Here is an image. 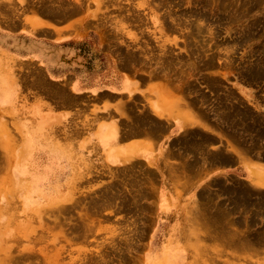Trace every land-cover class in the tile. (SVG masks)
I'll list each match as a JSON object with an SVG mask.
<instances>
[{
    "label": "rangeland",
    "instance_id": "rangeland-1",
    "mask_svg": "<svg viewBox=\"0 0 264 264\" xmlns=\"http://www.w3.org/2000/svg\"><path fill=\"white\" fill-rule=\"evenodd\" d=\"M0 53L17 79L0 97V264H264V0H0ZM162 85L180 107L154 110ZM104 108L161 119L162 162L112 165L85 141ZM28 137L31 208L33 173L5 158Z\"/></svg>",
    "mask_w": 264,
    "mask_h": 264
},
{
    "label": "bare ground",
    "instance_id": "bare-ground-1",
    "mask_svg": "<svg viewBox=\"0 0 264 264\" xmlns=\"http://www.w3.org/2000/svg\"><path fill=\"white\" fill-rule=\"evenodd\" d=\"M5 57H7V56H5L4 54L0 53V97L3 98V99L4 98H8V96H7L8 92H6V90H9V89L10 90H12V89L14 90V87H17V79L15 77V66L14 65H6V64H4L3 62H5L4 61ZM122 84H123V86L125 88H128L127 87V85L129 84L128 82H125L124 83V81H123ZM158 88H159V90L161 92L162 100L160 98L159 103H157L156 106L153 105L154 106V110L156 112L161 113L162 111H164L166 109L167 110H171V108H172V106L174 104L176 106H178V107L181 106V104H179V102H178V99H177V101L175 100V96L173 95L172 92L169 91V88H165L163 85L160 86V87H158ZM15 92H16V90H15ZM167 115H171V114L168 113ZM115 116L116 115L113 114L112 111H109L107 115L106 114H102L101 115V117H110V118H114ZM154 116H153V113L151 115L149 113V111H147V112L145 111L142 114H140V113L139 114H135L132 117L131 116H128V118H126V119L123 117L124 119L122 118V120H123L124 124H129L130 125V126L128 125L129 127H127V128H128V133H130L132 136H134V135L135 136L136 135H138V136H151V135L157 134V132L160 129H162L161 128V124L162 123L160 122L161 119H159L160 121H158V119L156 120L155 119L156 117H154ZM229 116H230V114H229ZM179 121L180 122L181 121L183 122V121H185V119L182 118ZM121 124H123V123H121ZM124 124H123V126H124ZM118 126H119L118 125V121H115L114 120V122L112 124V130H113L112 135H113V137H114L115 133L118 134V132H119ZM125 130H127V129H125ZM121 132H123V131L121 130ZM130 134H128V135H130ZM23 144L24 145L18 151H10L9 153L7 152V154H5V158H6V160H7L8 163L10 162L8 164V166L10 164H15L14 167L16 168V166H18L17 169L20 172H22V173L32 172L33 173L32 181H31V179L30 180H25V184L22 183L20 185V187H22L23 189H26V192H25L26 194H25L24 198H26L25 202H26L27 206H29V203L31 204L33 202V200H34V194H36L35 192H39V191L42 190V189H40V188H38L36 186V182L37 181L39 182L42 179L39 176L40 171L36 170V168H35L36 160L33 157L34 155H33V152H32L33 147H34V144H35L34 138L33 137H28V139H26ZM188 144H186V145H188ZM190 145L191 144H189V147H192ZM183 147L185 148L186 146H183ZM125 156H127V155L126 154H123L122 155V157H125ZM216 158L218 160H221V156L220 155H218V157H216ZM223 160H224V158H223ZM230 160H231V157L228 156L227 157V161H230ZM26 177L30 178V175L29 176H26ZM16 181L18 182V180H16ZM3 185L5 186V184H3ZM232 187L233 186H230V185H227V186L224 187V189L228 193V195L234 196L237 201H238V198H243V202H248V200L246 199L248 197V194H246L244 192L246 189H244L243 186H239L238 187V188L241 189L240 192L238 191L237 188L234 189ZM0 189H2V188H0ZM242 191H243V193H242ZM42 196L45 198L44 200L52 201L54 199L53 198L54 195L52 193L49 196L47 195V193L46 194H42ZM9 200H11V199H9ZM11 201H13V200H11ZM35 203H37V201H35L33 203V205ZM234 203H235V206L236 207H237V204L239 206H244V207H246L245 205H248V204L239 203V202H236V201H234ZM248 203H251L252 204L253 201H249ZM258 203L264 205V201H262V202L259 201ZM224 211H225L226 214H228L230 212L232 213L234 210L228 209L226 211L224 209ZM236 219H237L236 221H241L242 220L240 218H236ZM9 221H10V219H9ZM9 221H8V223H9ZM250 221H251V223H254L255 220L254 219H250ZM4 232L7 234V232L5 230H4Z\"/></svg>",
    "mask_w": 264,
    "mask_h": 264
},
{
    "label": "crops",
    "instance_id": "crops-1",
    "mask_svg": "<svg viewBox=\"0 0 264 264\" xmlns=\"http://www.w3.org/2000/svg\"><path fill=\"white\" fill-rule=\"evenodd\" d=\"M101 95L103 96V98H105L106 96V94L100 93V96ZM109 96H112V99L119 98V95L116 92L109 93ZM122 103L124 102H121L120 104ZM60 105H63V104H61L60 102L59 104L58 103L53 104L54 106L53 112H55L56 116L58 117L61 116L60 119L68 117L69 115L68 113L64 114V112L63 113L60 112V108L58 107L55 108L56 106H60ZM48 110H49L48 108L46 109L44 108V111H48ZM107 110H109V108H106V109L104 108L102 109L101 112H97L95 116L98 122L97 129L94 132H90L91 136L89 135L84 140L91 142L92 146L98 149L99 152H101L103 156H106L107 161L111 163L112 165H124L127 163H131L133 161H136V160H146L150 165H159V163L162 162V158H164L165 155L167 154L166 147H167L168 139L165 138V139L158 140V138L156 139L151 138L149 140L147 136H138V135L132 136L130 133H128V128H127L130 125L124 124L122 120L124 116L122 117L121 115L120 116L117 115L114 118H99V115L104 114L105 111ZM75 113L77 114L76 116L78 117L79 112L76 111ZM114 120L118 121L119 132L118 134L115 133L114 137L113 136L108 137V134L111 133L110 129L108 128V124L113 123ZM121 123H123L124 126ZM180 123L184 127L183 122L181 121ZM177 126L180 127L179 121L177 122ZM121 130L123 132H121ZM79 133L77 135H80ZM128 134H130L132 137ZM156 145H158L157 150H156ZM123 154H126L127 156L121 157L120 155H123ZM124 159H127V161H124Z\"/></svg>",
    "mask_w": 264,
    "mask_h": 264
}]
</instances>
